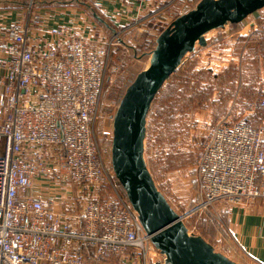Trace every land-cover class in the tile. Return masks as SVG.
Returning <instances> with one entry per match:
<instances>
[{
    "label": "built area",
    "instance_id": "1",
    "mask_svg": "<svg viewBox=\"0 0 264 264\" xmlns=\"http://www.w3.org/2000/svg\"><path fill=\"white\" fill-rule=\"evenodd\" d=\"M30 28L11 23L0 46V264H149L150 237L94 130L114 37L90 49L78 32L56 26L47 29L54 41L39 45ZM258 105L264 110V96ZM65 179L96 188L79 212L43 189ZM196 183L197 209L264 198V120L209 128ZM101 184L112 195L101 196Z\"/></svg>",
    "mask_w": 264,
    "mask_h": 264
},
{
    "label": "rangeland",
    "instance_id": "2",
    "mask_svg": "<svg viewBox=\"0 0 264 264\" xmlns=\"http://www.w3.org/2000/svg\"><path fill=\"white\" fill-rule=\"evenodd\" d=\"M197 1L154 4L150 15L112 33L114 44L94 125L109 171L112 117L121 95L137 72L147 66L160 31ZM253 17L250 15L244 21ZM258 29H264V20L251 29L239 22L207 32L206 44L196 45L185 55L156 93L146 117L144 158L156 186L179 214L186 215L183 221L189 230L203 236L218 251L225 250V217L215 207L220 201L208 209L195 208L199 202L196 163L213 125L260 116L258 101L264 96V31ZM54 182L43 186L45 193H55L70 212L81 211L97 194L96 188L67 179ZM97 190L101 196L112 195L110 185L101 184ZM149 264H166L154 246L149 251Z\"/></svg>",
    "mask_w": 264,
    "mask_h": 264
},
{
    "label": "water",
    "instance_id": "3",
    "mask_svg": "<svg viewBox=\"0 0 264 264\" xmlns=\"http://www.w3.org/2000/svg\"><path fill=\"white\" fill-rule=\"evenodd\" d=\"M262 7L264 0H198L177 15L156 36L147 66L126 86L113 114L111 169L166 264L238 263L200 234L190 233L156 186L144 158L148 110L185 55L206 44L207 32L240 22Z\"/></svg>",
    "mask_w": 264,
    "mask_h": 264
},
{
    "label": "crops",
    "instance_id": "4",
    "mask_svg": "<svg viewBox=\"0 0 264 264\" xmlns=\"http://www.w3.org/2000/svg\"><path fill=\"white\" fill-rule=\"evenodd\" d=\"M26 4H25V3ZM0 0V42L7 41V29L16 21L31 26L34 43L54 41L47 33L50 27H68L82 35L90 49L102 44L117 33L147 15L153 6L138 0ZM25 4V5H24ZM33 15L39 21H33ZM253 15L247 22L246 18ZM244 18L243 27L251 29L264 20V7ZM258 31H264V29ZM58 43V41L56 40ZM251 121L264 120V110ZM225 217L223 245L219 250L238 264H264V198L248 199L241 203L220 201L215 205Z\"/></svg>",
    "mask_w": 264,
    "mask_h": 264
},
{
    "label": "trees",
    "instance_id": "5",
    "mask_svg": "<svg viewBox=\"0 0 264 264\" xmlns=\"http://www.w3.org/2000/svg\"><path fill=\"white\" fill-rule=\"evenodd\" d=\"M240 22H241V21H240ZM237 23H239V22H237ZM231 24H236V23H231ZM154 45H155V43H154ZM151 50H152V49H151ZM151 50H150V52H151ZM150 52H149V53H150ZM131 80H132V79H131ZM131 80H130V82H131ZM130 82H129V83H130ZM160 88H161V87H160ZM157 92H158V91H157ZM245 119H246V118H245ZM247 120L253 121V120H251V119H247Z\"/></svg>",
    "mask_w": 264,
    "mask_h": 264
}]
</instances>
